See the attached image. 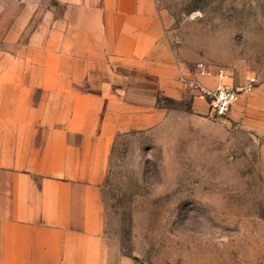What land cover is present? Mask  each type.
<instances>
[{
	"label": "crops",
	"instance_id": "1",
	"mask_svg": "<svg viewBox=\"0 0 264 264\" xmlns=\"http://www.w3.org/2000/svg\"><path fill=\"white\" fill-rule=\"evenodd\" d=\"M58 2L65 25L47 9L33 50L0 60V264H137L106 231L115 143L161 122L153 93L217 81L177 61L156 0ZM225 119L264 166V78Z\"/></svg>",
	"mask_w": 264,
	"mask_h": 264
},
{
	"label": "rangeland",
	"instance_id": "2",
	"mask_svg": "<svg viewBox=\"0 0 264 264\" xmlns=\"http://www.w3.org/2000/svg\"><path fill=\"white\" fill-rule=\"evenodd\" d=\"M156 3L180 64L264 78V0ZM49 8L62 28L58 0H0V60L32 49ZM196 94L153 93L161 122L118 137L103 186L107 234L137 264H264L259 147L198 105Z\"/></svg>",
	"mask_w": 264,
	"mask_h": 264
},
{
	"label": "built area",
	"instance_id": "3",
	"mask_svg": "<svg viewBox=\"0 0 264 264\" xmlns=\"http://www.w3.org/2000/svg\"><path fill=\"white\" fill-rule=\"evenodd\" d=\"M195 70L204 77L216 79L217 83L214 87L199 82H191L190 87L206 103L212 115L221 119L227 118L242 94L252 92L259 83L255 75H249L245 77L242 86H237L229 80L230 76L226 70L213 68L204 63H197Z\"/></svg>",
	"mask_w": 264,
	"mask_h": 264
}]
</instances>
